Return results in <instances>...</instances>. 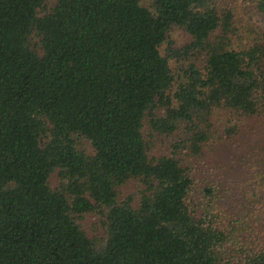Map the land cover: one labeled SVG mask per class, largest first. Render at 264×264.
Listing matches in <instances>:
<instances>
[{
  "label": "trees",
  "instance_id": "trees-1",
  "mask_svg": "<svg viewBox=\"0 0 264 264\" xmlns=\"http://www.w3.org/2000/svg\"><path fill=\"white\" fill-rule=\"evenodd\" d=\"M230 33L218 0H0V264H264V245L229 250L184 159L220 145L216 109L264 118V43ZM180 57L202 61L176 80ZM147 122L181 136L169 154L150 155ZM97 209L103 237L78 221Z\"/></svg>",
  "mask_w": 264,
  "mask_h": 264
},
{
  "label": "rangeland",
  "instance_id": "rangeland-1",
  "mask_svg": "<svg viewBox=\"0 0 264 264\" xmlns=\"http://www.w3.org/2000/svg\"><path fill=\"white\" fill-rule=\"evenodd\" d=\"M149 8L154 0H142ZM257 0H218L220 14L230 11L236 34L230 33L231 43L236 48H247L254 44L264 43V18L257 7ZM170 40L174 48L190 41L188 34L179 28L171 33ZM195 62L193 58L174 59L172 63L176 80H180L190 63L200 65L202 59ZM176 82V81H175ZM178 82V81H177ZM174 86L176 88L177 85ZM212 120L214 138L220 139V145L211 141L203 148V152L184 159L187 161L194 177L197 191L196 197L203 194V187L214 190L215 201L219 203L221 216L226 214L223 223L231 233L229 250L241 258L243 251L256 249L264 245V118L262 115L240 118L237 113L226 109H216ZM145 135L149 143L151 156L169 154L173 145L181 136L166 135L155 132L146 123ZM213 138V139H214ZM78 145L91 153L93 148L84 138H78ZM51 185L56 189L58 178L53 175ZM138 180H132L120 190V198L137 197L140 192ZM142 187V185H141ZM78 221L91 236L103 237L105 226L104 211L87 213ZM234 226V227H233ZM254 245V246H250Z\"/></svg>",
  "mask_w": 264,
  "mask_h": 264
}]
</instances>
